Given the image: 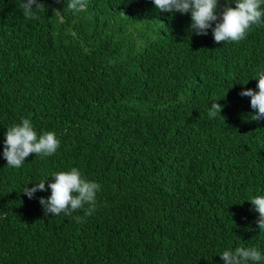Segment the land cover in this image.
Instances as JSON below:
<instances>
[{"label":"trees","instance_id":"obj_1","mask_svg":"<svg viewBox=\"0 0 264 264\" xmlns=\"http://www.w3.org/2000/svg\"><path fill=\"white\" fill-rule=\"evenodd\" d=\"M23 2L0 0V264H224L237 247L264 256L249 201L264 196V119L240 95L258 91L264 24L217 43L211 29L192 32L190 12L154 0H87L84 12L39 0L32 19ZM213 100L223 109L210 119ZM24 118L59 147L9 167L5 133ZM72 167L101 186L95 211L44 215L50 175ZM46 178L47 191L23 193Z\"/></svg>","mask_w":264,"mask_h":264},{"label":"clouds","instance_id":"obj_2","mask_svg":"<svg viewBox=\"0 0 264 264\" xmlns=\"http://www.w3.org/2000/svg\"><path fill=\"white\" fill-rule=\"evenodd\" d=\"M232 3L233 0H227L221 11L219 0H154L156 8L160 11L180 14L190 12L192 32L207 35L211 29L217 43L239 42L246 37L252 25L264 24V9L261 8L264 0H234V7ZM21 7L24 16L32 19L35 16L34 9L40 10L45 6L39 0H24ZM66 7L73 12H84L87 0H68ZM257 77L258 91L246 88L240 95L251 97V108L258 110L252 119L259 121L264 119V70L258 71L254 78ZM216 101L213 100L208 110L210 119L221 115L223 105ZM5 136L3 157L7 160V165L14 168L21 167L26 157L32 153L41 156L54 154L60 143L56 133L52 131H45L38 136L29 118L9 126ZM50 177L54 178L47 184V188L51 189V195L39 198L44 215L54 216L63 213L66 217H71L73 212L83 210L84 215L88 216L95 211L97 192L101 187L97 182L84 178L76 167L68 171L53 172ZM48 178L38 181L33 187H24L23 193L32 199L38 191H47ZM249 201L259 213L258 227L264 230V196H253ZM74 218L77 221L81 219L78 216ZM220 256L224 264H249L250 261L252 264H258L264 260V256L255 247L228 249Z\"/></svg>","mask_w":264,"mask_h":264}]
</instances>
